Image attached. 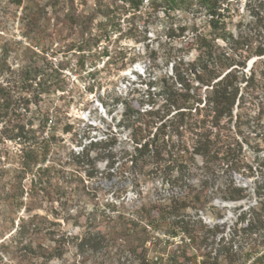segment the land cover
<instances>
[{
	"label": "trees",
	"instance_id": "obj_1",
	"mask_svg": "<svg viewBox=\"0 0 264 264\" xmlns=\"http://www.w3.org/2000/svg\"><path fill=\"white\" fill-rule=\"evenodd\" d=\"M6 1L21 9L19 21L21 28L26 29L23 33L28 41L23 45L21 41L0 35V197H11L16 205H21L24 203L20 200V194L23 192L22 182L28 179L26 211L31 213L32 210L41 209L43 202L50 201L52 207L49 212L55 215V201H59L63 206L67 204L66 199L61 200L60 196H54L64 195V179L75 178L84 181L82 174L87 178L96 176L100 160H104L110 169L116 162V153L111 150L113 141L112 144H107L101 140H90L78 153L70 154L64 162L49 156L58 137L56 131L67 133L73 128L69 123L61 126L62 119L58 109L44 104L47 96L55 95L58 91L64 92L66 87L62 71L65 65L60 61L55 63L53 57L57 52L50 51V47L44 46L39 40V34L47 30L53 16L59 19V31L66 34V41L59 47L63 46L65 50L77 54L76 63L80 68H86L96 66L97 61L104 58L105 66L117 59L123 61L120 58L124 56L119 45L120 40L130 38L135 42L146 41L147 28L153 24V18L158 17L159 10L166 17L170 16L171 10L177 8L202 13L205 17V27L200 28L193 23L191 38L185 46H178L179 63L171 66L170 78L173 80L169 81L165 76L158 80L150 79L143 82L145 89L140 97L126 95L123 98H115V104H120L122 108L123 116L120 122L129 130L128 141L132 146L131 150L125 148L121 154L125 155L123 158L129 156L126 158L128 178L130 184L139 183L137 172L150 165L151 169H159L171 186L176 185L184 189L183 195L170 197L166 204L160 203L162 206H158L159 215L164 218V210L177 216L187 207L205 209V202L209 199V186L212 183L210 180L199 184L189 183L188 180L194 177L196 171L195 157L199 156L204 161L203 167L211 173L209 178L212 181L216 180L215 171L219 167L224 168L225 173L244 167L252 170V166L242 157L241 143L248 142L252 132L264 138V128H255L249 122V114L233 111L241 109L248 93L252 95L260 89L264 95V82H259L254 68L249 76L244 75L242 70L246 59L264 55V0H245V6L255 22V29L241 30L237 24L236 32L227 28L225 21L224 11L228 9L229 0ZM189 26L186 21L180 25L168 22L164 26L165 35L169 39H182ZM216 39L222 40L225 45L217 44ZM111 42L115 45L112 50L109 48ZM192 48L196 52L194 59L184 62L185 54ZM137 56L122 62L121 67L135 61ZM97 67H94V70L98 69ZM88 73L95 72L90 70ZM192 80L197 82V86H192ZM198 86H205L203 90L206 93L197 90ZM157 100L161 101V105L154 107ZM258 101L261 105L258 115L261 118L264 102ZM145 104L150 108H144ZM225 119L232 122L234 142L232 146L225 148L213 147L217 140L212 136L220 134L215 127L222 121L226 122ZM207 123L213 127H207ZM248 128L252 130L249 132ZM185 132L193 139V146L187 147L191 154L188 158H183L180 154L181 135ZM7 141L19 145L18 155L11 151ZM254 150L258 170L263 172L264 155L259 152L257 145ZM3 155L5 158L2 160ZM8 160L9 167H5ZM64 165L73 166L68 175L64 174L68 168H64ZM76 165H79L78 170ZM211 165L213 166L210 169ZM7 170L14 172L9 178L3 175ZM221 185L215 193H218L222 200L238 201L247 196L245 187L233 182H222ZM255 193L260 197L257 206L238 213L236 224L240 223V227L234 229L230 239L239 231L251 233L264 228V223L259 218L264 211V181L257 182ZM107 205L111 209L106 217L111 218L112 223L96 221L95 226L92 225L95 232L88 233L77 243L80 254L88 249L84 248L85 245L90 246V253L98 254L96 257L92 255V262H86L85 256L80 260V264H105L121 256L130 257L134 264H197L186 249L179 252L174 250L165 256H149L145 239L134 235L139 224L126 217L124 212H119V209L115 208V201H110ZM116 210L117 214L112 216L110 212ZM152 218L148 223L154 221ZM114 220L118 221L117 225L113 223ZM45 221L42 214L35 212L26 222L18 224L17 234L21 235L25 230L26 233L32 234L34 227ZM210 231L223 232V227L216 226ZM31 234L26 237V259L33 263V258L42 257L45 263L52 257L62 258V250L49 248L45 244L33 247ZM176 234L175 231L171 232V236ZM132 236L136 239L135 244L130 242ZM231 242L232 240L229 242L230 249ZM3 251L7 252L5 249ZM259 260H262V256L256 258V261ZM0 264L13 263L3 261L0 256Z\"/></svg>",
	"mask_w": 264,
	"mask_h": 264
},
{
	"label": "rangeland",
	"instance_id": "obj_2",
	"mask_svg": "<svg viewBox=\"0 0 264 264\" xmlns=\"http://www.w3.org/2000/svg\"><path fill=\"white\" fill-rule=\"evenodd\" d=\"M20 14V8L13 6L6 0H0V35L4 38L21 41V44L24 45L28 40L26 41V35L23 33V31L26 32V29L21 28ZM158 14V17L153 18V24L147 28L148 39L146 41L135 42L130 38H122L119 45L124 52H122L123 57L120 54L123 61L117 59L105 66L103 62L106 58L100 59L96 63L98 66L96 70H94L96 66L80 68L76 63L77 54L65 50L63 46L59 47L66 41V34L64 31H59L60 23L57 22L59 19H56L55 16L51 17L47 30L39 34V40L44 46H49L50 51L57 52L53 57L54 62L58 64L60 61L65 65L62 70L66 80L64 92L58 91L55 95L47 96L44 99V104L58 109L62 119L61 126L65 123L73 125L72 130L67 133L61 130L56 131L58 137H56L55 146L49 156L59 162H64L68 160L70 154L78 153L82 146L90 140H101L107 144L113 141L111 150L116 153L114 158L116 162L110 169L107 168L104 160H100L97 165L99 170L96 176L87 178L82 174L84 181L75 178L72 180L64 179V188H62L64 195L56 194L54 196H60L61 200L66 199L67 204L63 206L60 205L59 201H55L53 205L56 208L55 215L49 212L52 207L50 201L43 202L41 209L32 210L31 213L26 211L28 190L26 181L28 182V179L22 182L23 192L20 194V200H23L24 203L21 205H16L11 197L7 199L0 197V256L3 261L13 264H80V260L86 256L84 260L92 262V255L96 257L98 253H90V246L85 245L84 248L88 247V249H85V253L80 254L77 243L88 233L95 232L92 225L95 226L96 221L103 220V222L112 223V219L106 217L111 209L107 204L110 201H115V208L119 209V212H124L126 217L139 224L136 228L137 233L134 235H140L145 239V245L149 247V256L156 257L157 254L165 256L166 253L174 250L179 252L186 249L197 264H264V228L251 233H240L239 231L233 239H230L234 229L240 227V223L236 224L238 213L250 207H256L260 199L256 195L255 189L257 182L264 181V171L258 170L254 147L257 145L260 149L259 152L264 155L263 137L252 132L248 142L243 141L241 143L242 157L247 164L252 166V170L244 167L235 170L231 175L236 185L245 187L247 196L240 201H223L212 194L216 191L217 184L213 185V181L209 178L211 173H208L209 170L203 167L204 161L199 156L195 157L196 171L189 183L199 184L208 180L212 183L209 187V199L205 202V209L187 207L177 216H173L164 210L162 214H165L162 218L159 215L158 206H162L160 203H168V198L175 190H172L165 181V175L161 174L159 169H151L150 165H146L142 171L137 172L140 177L139 183L130 184L128 164L126 163V158L128 159L129 156L123 158L125 155L121 154L125 148L131 150L132 146L131 142L128 141L129 130L124 128L120 122L123 116H121L122 108L120 104H115V98L117 96L123 98L126 95L140 97L145 89L143 82L150 79L158 80L165 76L169 78V81L173 80L170 78L172 75L171 66L179 63L178 46H185L191 38L193 23H196L200 28L205 27V17L202 13L182 11L177 8L171 10L168 17L163 16L164 13L161 10L158 11ZM224 15L227 28L234 32L237 30V24L241 30L255 29V22L245 6V0H229L228 9L224 11ZM185 21L190 26L182 39L166 37L165 24L172 22L174 25H180ZM216 43L221 46L225 45L220 39H216ZM114 46L113 42L109 43L111 50ZM195 54V50L190 49L185 54L183 61L194 59ZM134 55H138L135 61L121 67L122 62H126ZM239 57L241 59V56ZM167 59L170 60L166 62ZM244 66L242 69L244 75L249 76L250 71L254 68V73L259 82H264V73H262L264 71V55L249 57ZM90 70L95 73L89 74L88 71ZM196 84L197 82L192 80V86H197ZM204 87L200 86L197 90L205 94ZM258 100L264 102V95L260 89L253 92L252 95L249 93L245 95L244 105L241 109H234L233 112L238 110L249 114V122L259 130L260 127L264 128V112L260 118L258 108L261 105L258 104ZM157 105H161L160 100L156 101L154 107ZM143 107L150 108L148 104L143 105ZM206 126L213 127L208 123ZM232 128V122H227V120L217 124L215 130L220 134L212 136L213 139L217 140L213 147L232 146L234 142ZM250 130L252 129L248 128L249 132ZM188 135V132L181 135L180 146L182 151L180 154L183 158L191 156L187 147L193 146V139H190ZM217 137L220 139L218 140ZM7 144L11 147V151L18 155L19 145L12 141H7ZM4 158L3 155L2 160ZM9 164L10 160L5 164V167H9ZM65 167L68 168L65 169L64 174L68 175L73 166L64 165ZM75 168L78 170L79 165H76ZM13 174L12 170L3 172L7 178ZM218 174L217 177L215 171L217 182L223 175L220 168ZM5 187L7 188V185ZM217 188L219 190L220 187ZM183 190L182 188L181 194ZM211 194L213 195L212 198ZM35 212L42 214L46 221L39 222L34 227L32 234L31 232L26 233L25 230L21 235H18L16 230L18 224L26 222V219ZM117 212L118 210L110 213L114 216ZM151 218L154 221L148 223ZM259 218L264 223V211ZM114 221L113 223L117 225L118 221ZM174 221L177 222L174 223ZM90 222L92 223L90 224ZM216 226L223 227V232L213 233L210 231ZM172 231L177 232V234L171 236ZM29 234L33 240V247L37 244H45L49 248L62 250V258L52 257L44 263L41 257L33 258V263L30 262L26 259V247H28L26 237ZM133 236L130 242L135 244L136 239ZM230 240H232L231 249L229 247ZM178 244L180 246L176 247ZM2 248L7 252H4ZM258 256H262V260L256 261ZM129 262L134 264L130 257L121 256L115 257L105 264H128Z\"/></svg>",
	"mask_w": 264,
	"mask_h": 264
},
{
	"label": "built area",
	"instance_id": "obj_3",
	"mask_svg": "<svg viewBox=\"0 0 264 264\" xmlns=\"http://www.w3.org/2000/svg\"><path fill=\"white\" fill-rule=\"evenodd\" d=\"M253 62V60L251 61V63ZM242 84H244V83H242ZM220 169H221V171H223V175H222V178L221 179H219V181L217 182V178H216V180L215 181H213V185L215 184H217V187H219V186H222L221 185V183L222 182H226V184H228V183H231V182H235L233 179H232V177H231V175H232V173L235 171V170H231V171H229V172H227V173H225L224 172V168H222V167H219ZM219 168H217V170H216V176L218 177V169ZM226 176V177H225ZM223 178H225V179H223ZM188 181H190V179L188 180ZM193 182V181H192ZM236 184V183H235ZM168 185H170L169 183H168ZM171 186V185H170ZM210 187V186H209ZM216 187V191L218 192V188ZM171 189L172 190H175V192H172L171 193V196L170 197H172V196H180V195H183V193L181 194V189L178 187V186H176V185H174V186H171ZM178 189V190H177ZM209 191V190H208ZM215 191V192H216ZM183 192H184V190H183ZM212 193L214 196H216V197H218L220 200H222L220 197H219V195H218V193ZM211 194V198H212V195ZM170 197L168 198V199H170ZM223 201H228V200H223ZM238 201H240V200H238ZM231 202H237V201H231Z\"/></svg>",
	"mask_w": 264,
	"mask_h": 264
}]
</instances>
